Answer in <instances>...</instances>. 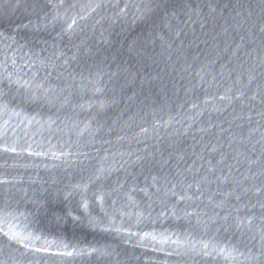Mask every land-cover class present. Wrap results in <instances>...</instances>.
Masks as SVG:
<instances>
[{"label": "water", "instance_id": "water-1", "mask_svg": "<svg viewBox=\"0 0 264 264\" xmlns=\"http://www.w3.org/2000/svg\"><path fill=\"white\" fill-rule=\"evenodd\" d=\"M0 264H264V0H0Z\"/></svg>", "mask_w": 264, "mask_h": 264}]
</instances>
